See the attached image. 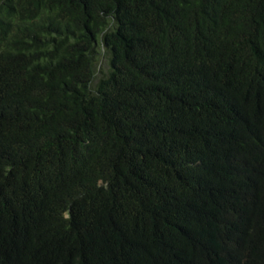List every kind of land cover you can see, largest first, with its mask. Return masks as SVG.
Listing matches in <instances>:
<instances>
[{
    "label": "trees",
    "instance_id": "16d2710c",
    "mask_svg": "<svg viewBox=\"0 0 264 264\" xmlns=\"http://www.w3.org/2000/svg\"><path fill=\"white\" fill-rule=\"evenodd\" d=\"M0 264H264V0H0Z\"/></svg>",
    "mask_w": 264,
    "mask_h": 264
},
{
    "label": "rangeland",
    "instance_id": "374dc122",
    "mask_svg": "<svg viewBox=\"0 0 264 264\" xmlns=\"http://www.w3.org/2000/svg\"><path fill=\"white\" fill-rule=\"evenodd\" d=\"M99 66L104 67V61L101 59V64H99Z\"/></svg>",
    "mask_w": 264,
    "mask_h": 264
}]
</instances>
